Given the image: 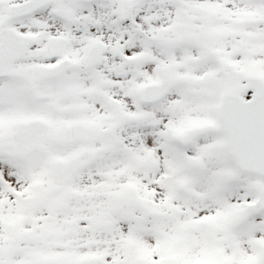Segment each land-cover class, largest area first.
Returning a JSON list of instances; mask_svg holds the SVG:
<instances>
[{"label":"snow or ice","instance_id":"6c2138e0","mask_svg":"<svg viewBox=\"0 0 264 264\" xmlns=\"http://www.w3.org/2000/svg\"><path fill=\"white\" fill-rule=\"evenodd\" d=\"M0 264H264V0H0Z\"/></svg>","mask_w":264,"mask_h":264}]
</instances>
